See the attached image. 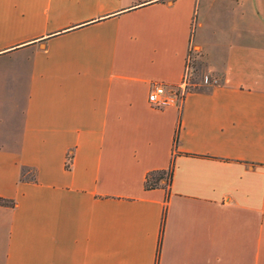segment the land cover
<instances>
[{
    "label": "crops",
    "instance_id": "1",
    "mask_svg": "<svg viewBox=\"0 0 264 264\" xmlns=\"http://www.w3.org/2000/svg\"><path fill=\"white\" fill-rule=\"evenodd\" d=\"M0 199V264H264V0H0Z\"/></svg>",
    "mask_w": 264,
    "mask_h": 264
},
{
    "label": "rangeland",
    "instance_id": "2",
    "mask_svg": "<svg viewBox=\"0 0 264 264\" xmlns=\"http://www.w3.org/2000/svg\"><path fill=\"white\" fill-rule=\"evenodd\" d=\"M188 77L186 91L205 90L214 80L219 81V75L208 70L205 60L197 47L191 45L188 53ZM208 78V82L206 81ZM215 82V83H216ZM163 179L166 181L167 176L164 174Z\"/></svg>",
    "mask_w": 264,
    "mask_h": 264
},
{
    "label": "built area",
    "instance_id": "3",
    "mask_svg": "<svg viewBox=\"0 0 264 264\" xmlns=\"http://www.w3.org/2000/svg\"><path fill=\"white\" fill-rule=\"evenodd\" d=\"M187 77H188V58L186 60L185 71L179 86L168 92L163 83L153 82L151 84V90L148 95L149 101L155 104L156 106H164L169 103V100L172 96H175L177 97V99L181 100L184 94L186 93ZM206 81L208 82L207 77H206ZM213 82H214L213 84H215L216 80H214Z\"/></svg>",
    "mask_w": 264,
    "mask_h": 264
},
{
    "label": "trees",
    "instance_id": "4",
    "mask_svg": "<svg viewBox=\"0 0 264 264\" xmlns=\"http://www.w3.org/2000/svg\"><path fill=\"white\" fill-rule=\"evenodd\" d=\"M177 135L174 136V140L176 141ZM171 170L168 172H154L150 173L146 176L145 179V189L150 190L155 187H157L160 183V181L163 179V175L165 174L167 176V179H169L171 175ZM0 205H9V202L3 199H0Z\"/></svg>",
    "mask_w": 264,
    "mask_h": 264
}]
</instances>
